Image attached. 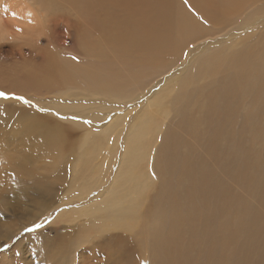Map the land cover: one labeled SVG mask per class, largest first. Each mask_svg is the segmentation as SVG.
Here are the masks:
<instances>
[{"label": "rangeland", "instance_id": "374dc122", "mask_svg": "<svg viewBox=\"0 0 264 264\" xmlns=\"http://www.w3.org/2000/svg\"><path fill=\"white\" fill-rule=\"evenodd\" d=\"M232 1L235 9L231 11L228 0L227 14L233 20L240 12L243 15L239 20L222 28L221 18L207 17L204 20L209 27L188 37L178 48L163 51L150 42L145 47L155 50L153 56L146 53L142 44L151 40L150 36L138 30L135 20L131 25L129 21L120 23L124 12L111 2L89 8L86 0L61 1L59 18L51 12L48 30H39L41 42L35 47L27 45L35 54V59L29 58L33 57L37 69L52 63L58 66L63 56L73 61L77 58L79 66L74 71L58 68L59 84L50 86L30 82L29 76L34 72L27 73L22 66L29 51L26 46L17 45L18 39L30 36L39 42L33 33L17 35L27 30L30 23L24 25L19 18L5 13L4 19L12 34L7 43L0 41V92L9 94L0 96V264H163L165 240L169 241L174 262L187 260L204 264L208 261V251L203 245L202 231L214 225L206 215L216 198L222 200L220 204L229 196L239 200L224 207L226 216L243 220L264 217V200L255 196L264 167V0L252 5L254 0ZM174 3L179 6L181 1ZM139 4L137 18L145 20L144 29L154 39V30L161 24L160 14L166 8L158 5L147 12L144 1L140 0ZM1 9L21 12L25 5L21 0H0ZM202 10L215 13L214 7L202 8L200 3H194L191 12L185 15L187 27L190 21L199 19ZM179 14L176 7L175 17ZM108 19H115V30L110 28ZM130 30H134L131 36ZM100 41L119 47L123 53L139 55L146 70L130 75L132 67L120 61L105 81L98 80L95 74L89 79L83 78L80 70L88 59L81 46L96 50L99 45L93 44ZM213 43L216 45L211 47ZM243 51L250 54L246 72L240 76L231 70L223 71L218 63L211 62L215 57L225 60ZM157 54L163 55L160 60L164 64L157 61ZM95 56L101 66H109L113 61L102 52ZM168 89H175L177 95L171 100V112L162 132L153 142L152 172L156 177L147 187L150 198L144 203L136 227L106 229L99 234L104 225L112 222L110 217L86 212L76 213L67 220L59 218L65 209L80 210L106 196L123 169L119 162L124 141L136 116L147 110L157 94H165ZM4 106L36 112L35 129L31 131L21 124L15 130L13 117L2 111ZM228 109L232 111L229 118ZM118 115L125 116L118 149L108 158L103 155L95 161L99 167L91 181L95 185L86 196L80 197V183L78 178H73L72 166L86 149L87 132L108 124ZM223 121L228 136L220 145L226 154L233 150L239 152L236 162L226 158L212 162L207 147L203 146ZM43 122L56 127V132L42 130ZM59 133L66 134L60 158L53 157L54 153L47 147L26 144L29 153L21 157L27 159L25 166L24 161L6 159L17 157L24 149L20 136L39 141ZM247 156L250 165L244 161ZM195 157L207 160L209 166L215 165L217 177L203 184H196L197 174L185 178L181 167ZM111 159L115 160L111 162ZM186 204L190 207H184ZM192 215V223L175 226L179 217L188 219ZM216 216H221V212ZM215 224L218 227L232 223ZM116 245L121 250L115 252L114 260L108 249Z\"/></svg>", "mask_w": 264, "mask_h": 264}, {"label": "bare ground", "instance_id": "6f19581e", "mask_svg": "<svg viewBox=\"0 0 264 264\" xmlns=\"http://www.w3.org/2000/svg\"><path fill=\"white\" fill-rule=\"evenodd\" d=\"M61 1L67 0H21V3L25 5V9L21 12H18L16 9H1L0 41H6L7 43L9 36L12 34V28L7 25L6 19H4L6 13L7 16L12 18H19V21L24 25L28 22L30 23L29 26L27 25V30L25 29L23 33H17V35H30L33 33L39 41L37 43L33 41L30 36L28 39L22 36L18 39L17 45H20V47L23 45L26 46V48L29 44H33L34 47L37 46L41 42V33L39 30L44 32L48 30L50 25L49 22L51 21V12L59 18V2ZM143 1L147 5V12L154 10V8L158 5H162L166 8V12L160 14L161 24L154 30V39L152 34L144 29L145 20L137 18L140 9V0H86V3L89 8H94L100 3L111 2L113 6L124 12V19L120 21V23H126L129 21V24L131 25L132 20H135L139 25L137 26L138 30L143 31L150 36L151 40L142 43L144 47H148L150 42H152L155 47L163 51L180 47L183 43H185L188 37L197 34L204 28H208L209 25H207L206 20H204L207 17L213 19L221 18L223 20L221 27L225 28L239 20L243 15L239 12L235 14L234 19L231 20L230 16L227 14L228 0H225V2L222 3L219 2L220 0ZM175 1H181L179 6L174 3ZM258 1L260 0H254L251 5ZM194 3H200L202 8L214 7L215 13L204 12L202 10L203 15L200 14L199 19L190 21V24L187 27L188 20L185 15L191 12V5ZM229 4L231 11H234L235 7L233 6V1L230 0ZM8 6L10 5L8 4ZM176 7L177 12L181 14H179L178 17H175L174 15ZM108 23L110 28L115 30V19H108ZM28 30H30V32ZM133 32L134 30L129 31L130 36ZM226 43L231 44L232 42L227 41ZM93 45H99V47L96 50H89L81 46V49L88 59L86 66L80 70V76L85 79H89L92 74H95L98 80L105 81L107 74L109 72H113L120 61H125L132 67V70L128 72L130 75H138L143 70H146L142 58L137 54H130L126 51L123 53L119 47H114L104 41L94 43ZM215 45L216 43H213L211 47H214ZM146 47L145 50L149 56L155 55V50H147ZM21 49L22 48H20V51ZM27 51H29L28 48ZM99 52L113 58V61L109 66H101L95 60L94 56ZM22 54L24 55V53ZM216 54L226 55L228 53ZM249 54V51H243L240 54L228 57L225 60L220 57H215L211 60V62L218 63L223 71L231 70L235 76H240L246 72V60ZM30 56H35L33 51H29L28 58L24 59L22 66L26 68L27 73L34 72L29 76V81L39 86L58 85L59 82L56 76L58 68L63 67L74 71L79 66L77 58L75 59L77 61H73L71 59L64 58L69 56H63V59L62 61L60 60L58 66L52 63L49 66L37 69L33 57L29 58ZM95 57L98 58V56ZM162 57V54H157V61L164 64V62H161L160 60ZM19 62L21 66V60ZM50 77L53 78L48 81ZM174 92L175 89H168L165 94H157L148 104L147 110L136 116L132 124L133 127L128 132L124 141V148L119 162L123 169L120 174H117V178L115 179L112 187L108 190L106 196L103 199L96 201L91 206L83 207L80 210H76L75 208L65 209L60 212L59 218L67 220L76 213L84 214L86 212H89L91 215L97 214L101 218L110 217L112 222L104 225V227L99 231V234L106 231V229L119 230L125 229V227L129 229L136 227V220L140 216L144 203L150 198V191H147V187H149L150 181L156 177V174L154 177L152 172L153 142L158 137L159 133L162 132L165 119L170 115L171 100L177 95V93ZM114 99L119 100L120 97H114ZM2 111L4 114L13 117L15 121V130L21 124L22 126H28L31 131L35 129V122H37L36 112L30 110L29 113V110L15 107L10 109L8 106H4ZM231 114L232 111L228 109L227 118H229ZM124 118L125 116L121 117V115H118V117H115L108 124L97 127L99 131H96V128L87 132V137L85 139V142L87 143L86 149L80 159L76 160L75 164L72 166L73 178H78L80 183L78 196H86V194L93 188V185H95L94 183H91L93 178H95V174L98 172L97 168H99L95 164V161L103 155L108 158L111 152L113 154L116 153L118 149L119 137L125 127V123L122 121ZM225 127L226 122H220L214 129L210 140L203 145L204 147H207L212 162L214 160L221 162L224 158L232 159L233 162H236L238 158L239 152L233 150L226 154L225 150L220 145L221 140L228 136L225 132ZM41 129L48 130L50 134L56 132V127H52L48 122H43ZM20 137L23 139L24 149L17 154V157H10L6 159L24 161L25 163L23 166H25L27 159L21 157L27 156L29 153L26 144H34L43 148L47 147L54 153L53 157L59 156L60 158L63 156V139H66V134L59 133L49 139H41L39 141L23 136ZM114 160L115 159H111V162ZM244 161L247 165H250L251 163L249 156H247ZM208 163L210 162L203 158H190L181 167V172L185 178L192 176L193 173L197 174L199 179L196 184H203L208 180L217 177L216 166L213 164L209 166ZM96 178L99 179V176ZM247 187H249L248 183ZM255 196L258 200H264V167L260 172L258 188ZM238 201L239 200L229 196L222 204H220L222 200L220 198H216L210 205L208 209L209 213H207L206 216H209V219L214 223V225L202 231L203 245H206L208 251V261L204 264H264V217L254 216L252 218H246L250 220H243V218L236 216H226L224 214V207L231 206ZM184 207L190 206L186 204ZM218 211L221 212V216H216ZM191 219H194V215L190 216L188 219H181V217H179L175 226L179 228L184 223H192ZM215 222L232 224L228 226L216 227ZM179 247L183 249L181 245H179ZM92 249L95 250V248ZM162 249L163 264H193L187 260H178L177 262H174V256L168 240L162 242ZM119 250H121L119 245L112 246L108 249L109 256L116 260L115 252ZM177 251L180 252L182 250ZM120 254L121 253H119L118 260L120 258Z\"/></svg>", "mask_w": 264, "mask_h": 264}, {"label": "snow or ice", "instance_id": "6c2138e0", "mask_svg": "<svg viewBox=\"0 0 264 264\" xmlns=\"http://www.w3.org/2000/svg\"><path fill=\"white\" fill-rule=\"evenodd\" d=\"M8 93L0 92V96H8ZM18 99H23V97H17ZM27 102V101H26ZM36 227H39V225H36ZM32 229H26V231H31Z\"/></svg>", "mask_w": 264, "mask_h": 264}]
</instances>
